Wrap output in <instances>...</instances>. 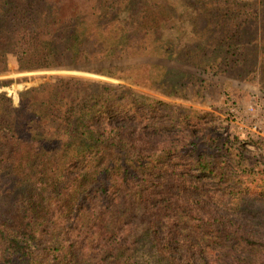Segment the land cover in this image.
I'll return each instance as SVG.
<instances>
[{"label": "trees", "instance_id": "16d2710c", "mask_svg": "<svg viewBox=\"0 0 264 264\" xmlns=\"http://www.w3.org/2000/svg\"><path fill=\"white\" fill-rule=\"evenodd\" d=\"M261 25L264 0H0V75L13 55L20 72L124 82L56 76L17 106L0 94V264H264V232L205 199L241 172L209 161L182 108L132 88L164 94L168 69L115 65L164 59L168 39L195 69H264Z\"/></svg>", "mask_w": 264, "mask_h": 264}, {"label": "rangeland", "instance_id": "374dc122", "mask_svg": "<svg viewBox=\"0 0 264 264\" xmlns=\"http://www.w3.org/2000/svg\"><path fill=\"white\" fill-rule=\"evenodd\" d=\"M262 27L264 25L259 29ZM255 46L259 49L258 44ZM178 49L177 42L173 44L164 39V55H167L164 59L155 56L156 52L153 51L147 57L117 62L115 65L143 67L156 64L168 69L164 73V94L149 86L132 85V88L139 94L164 101L173 110L182 108L184 114L191 117L193 132L201 149L209 156V161L218 165L222 163L231 172H241L240 179L235 178L241 183L227 185L225 180L212 181L208 187L211 198L205 199H212L216 213L240 221L256 234L264 232V69H252L251 64H247L235 69L221 66L214 71H203L183 64L195 57L190 56L188 50ZM186 55L191 58L188 59ZM259 58L260 61V55ZM247 63H250V59ZM91 68L95 69L85 67L20 72L17 58L9 55L7 72L0 75V94L5 93L17 106L22 91L37 87L56 76L124 84L123 81L91 73L88 70ZM19 85H23V88L17 90L15 98L7 89ZM172 86L179 87L181 96L178 92L173 95L170 90ZM169 112L164 110L165 123L169 122ZM179 130L171 128L170 133L175 136ZM204 136L202 143L200 138ZM187 157L191 158L189 155ZM190 173L197 179L208 182L211 179L210 174L202 173L197 168H192ZM248 187L249 195L245 192Z\"/></svg>", "mask_w": 264, "mask_h": 264}]
</instances>
